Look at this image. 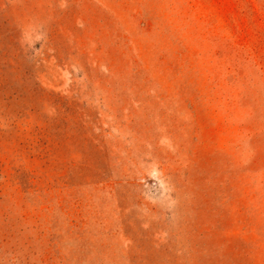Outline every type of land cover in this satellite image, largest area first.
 I'll use <instances>...</instances> for the list:
<instances>
[{
	"label": "rangeland",
	"instance_id": "1",
	"mask_svg": "<svg viewBox=\"0 0 264 264\" xmlns=\"http://www.w3.org/2000/svg\"><path fill=\"white\" fill-rule=\"evenodd\" d=\"M0 264H264V0H0Z\"/></svg>",
	"mask_w": 264,
	"mask_h": 264
}]
</instances>
